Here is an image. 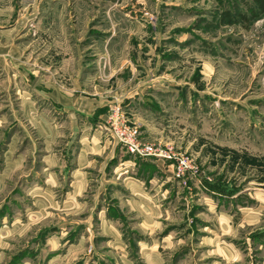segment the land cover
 <instances>
[{
	"label": "rangeland",
	"instance_id": "obj_1",
	"mask_svg": "<svg viewBox=\"0 0 264 264\" xmlns=\"http://www.w3.org/2000/svg\"><path fill=\"white\" fill-rule=\"evenodd\" d=\"M0 264H264V8L0 0Z\"/></svg>",
	"mask_w": 264,
	"mask_h": 264
},
{
	"label": "built area",
	"instance_id": "obj_2",
	"mask_svg": "<svg viewBox=\"0 0 264 264\" xmlns=\"http://www.w3.org/2000/svg\"><path fill=\"white\" fill-rule=\"evenodd\" d=\"M119 110L120 109L118 107V109H116V112L118 113ZM114 131L116 138L122 144H124L131 153L137 156L145 157L152 156L155 154H165L168 157H172L171 152H168L167 149L156 147L154 144L151 143L141 142L138 139L137 129L134 127L127 126L125 124H118L114 126ZM179 169H182L181 165H179ZM178 175H180V171L178 172Z\"/></svg>",
	"mask_w": 264,
	"mask_h": 264
},
{
	"label": "trees",
	"instance_id": "obj_3",
	"mask_svg": "<svg viewBox=\"0 0 264 264\" xmlns=\"http://www.w3.org/2000/svg\"><path fill=\"white\" fill-rule=\"evenodd\" d=\"M257 3L264 8V0H256Z\"/></svg>",
	"mask_w": 264,
	"mask_h": 264
}]
</instances>
